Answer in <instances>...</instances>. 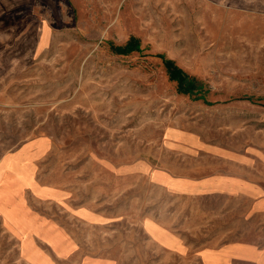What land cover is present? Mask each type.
<instances>
[{"label": "rangeland", "instance_id": "1", "mask_svg": "<svg viewBox=\"0 0 264 264\" xmlns=\"http://www.w3.org/2000/svg\"><path fill=\"white\" fill-rule=\"evenodd\" d=\"M0 264H264V0H0Z\"/></svg>", "mask_w": 264, "mask_h": 264}, {"label": "trees", "instance_id": "2", "mask_svg": "<svg viewBox=\"0 0 264 264\" xmlns=\"http://www.w3.org/2000/svg\"><path fill=\"white\" fill-rule=\"evenodd\" d=\"M112 50L120 55H128L133 53L134 51H141V46L140 42L137 39L133 38L125 46H112ZM164 65L166 66L171 79L175 80L178 83L179 88L183 89L184 86V92L195 91L196 89H199L198 85H200V83L197 80L191 78L186 72L176 67L173 62L164 60Z\"/></svg>", "mask_w": 264, "mask_h": 264}]
</instances>
